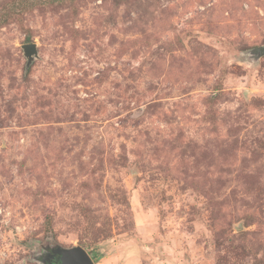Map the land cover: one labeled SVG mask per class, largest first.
I'll use <instances>...</instances> for the list:
<instances>
[{
    "label": "rangeland",
    "instance_id": "374dc122",
    "mask_svg": "<svg viewBox=\"0 0 264 264\" xmlns=\"http://www.w3.org/2000/svg\"><path fill=\"white\" fill-rule=\"evenodd\" d=\"M7 12L0 264H264V0Z\"/></svg>",
    "mask_w": 264,
    "mask_h": 264
},
{
    "label": "water",
    "instance_id": "95a60500",
    "mask_svg": "<svg viewBox=\"0 0 264 264\" xmlns=\"http://www.w3.org/2000/svg\"><path fill=\"white\" fill-rule=\"evenodd\" d=\"M22 49L29 66L39 56L37 45L35 43L25 44L22 46ZM256 53L263 56L264 47L258 48ZM55 255H57V264H96L90 254L81 246L70 249H59Z\"/></svg>",
    "mask_w": 264,
    "mask_h": 264
},
{
    "label": "trees",
    "instance_id": "16d2710c",
    "mask_svg": "<svg viewBox=\"0 0 264 264\" xmlns=\"http://www.w3.org/2000/svg\"><path fill=\"white\" fill-rule=\"evenodd\" d=\"M44 1V3L45 4H49V3H51V2H58V3H61V2H64L65 0H43ZM11 17H13V15H10V13H4L3 14V17H1V19L0 20H2V21H0V23H2V24H5L6 22H8V20H10L11 19ZM1 24V25H2Z\"/></svg>",
    "mask_w": 264,
    "mask_h": 264
},
{
    "label": "flooded vegetation",
    "instance_id": "af4514ba",
    "mask_svg": "<svg viewBox=\"0 0 264 264\" xmlns=\"http://www.w3.org/2000/svg\"><path fill=\"white\" fill-rule=\"evenodd\" d=\"M45 264H57V255L50 256L49 258L44 259Z\"/></svg>",
    "mask_w": 264,
    "mask_h": 264
}]
</instances>
